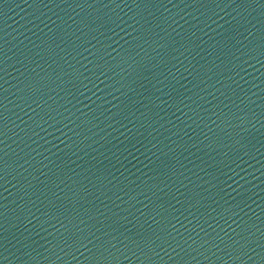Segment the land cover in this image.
I'll list each match as a JSON object with an SVG mask.
<instances>
[{"label": "water", "instance_id": "95a60500", "mask_svg": "<svg viewBox=\"0 0 264 264\" xmlns=\"http://www.w3.org/2000/svg\"><path fill=\"white\" fill-rule=\"evenodd\" d=\"M0 264H264V0L0 65Z\"/></svg>", "mask_w": 264, "mask_h": 264}]
</instances>
